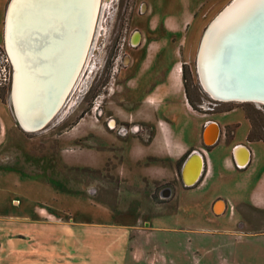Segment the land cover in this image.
I'll return each mask as SVG.
<instances>
[{
    "label": "crops",
    "instance_id": "1",
    "mask_svg": "<svg viewBox=\"0 0 264 264\" xmlns=\"http://www.w3.org/2000/svg\"><path fill=\"white\" fill-rule=\"evenodd\" d=\"M157 3L150 2L154 29L161 21L172 25L173 16L156 12ZM215 3V7L220 5L217 0ZM190 14L185 12L183 20L191 21L193 13ZM166 49L134 51L130 58L135 74L132 97L123 95V86L118 104L110 108L119 122L140 123L151 129L147 142L116 136L118 139L110 147H100L118 153L113 173L120 182L114 200H108V187L96 195L88 188L90 199L84 206L87 218L79 220L74 218L69 205L45 208L11 197L8 208L0 211V264H126L127 259L137 264L149 254L148 246L152 256L160 249L168 250L166 235L172 230L186 233L187 247H197L200 240L189 237L191 232L211 233L213 248L226 252V259L218 264H264V143L247 139L251 125L242 113H202L193 109L183 82L182 63L165 64ZM176 70L181 72L173 79ZM129 104L132 111L126 112ZM212 123L218 128L217 138L206 145L204 135ZM194 153L203 161L202 170L198 180L186 187L181 173ZM198 157L190 159L187 177L194 175L197 162L200 164ZM161 183H173L177 200H157L155 189ZM218 200L225 206L221 214L213 212ZM193 205L203 206L213 219L226 217L228 224L213 230L201 225H163L173 217L172 208L181 210ZM158 233L164 235L158 243L160 248L152 244L154 234ZM208 250L202 248L201 252L209 254Z\"/></svg>",
    "mask_w": 264,
    "mask_h": 264
},
{
    "label": "rangeland",
    "instance_id": "2",
    "mask_svg": "<svg viewBox=\"0 0 264 264\" xmlns=\"http://www.w3.org/2000/svg\"><path fill=\"white\" fill-rule=\"evenodd\" d=\"M153 1H158L154 6L156 12L173 16L172 25L161 21L158 29H154L155 20L150 13V2ZM232 1L217 0L220 5L215 7L216 0H101L94 38L90 41L85 67L79 74L81 76L78 75L76 85L44 129L26 133L16 120L11 104L13 94L11 99L9 97L12 74L4 51L2 22L3 19L5 21L10 0H0V211L8 208V199L16 197L24 204L45 208L69 205L75 219L85 220L84 206L90 199L88 188L95 194L108 187V200H114L120 182L113 173L118 153L100 147H110L117 137H135L142 142H147L151 137V129L147 125L119 122L110 109L118 104L123 86V95L132 97L131 82L135 74L127 57L131 55L133 58V51H137V48H168L165 64L182 63L183 82L193 109L202 113L232 110L242 113L251 125L247 139L264 143V107L251 102L213 100L203 90L198 77V51L205 30ZM263 11L264 8L255 20ZM156 12L153 14L156 15ZM185 12L193 13L194 20H183ZM186 22L190 23L186 25ZM135 38L137 41L133 42ZM137 53L136 58L139 51ZM177 72L174 71L173 79H176ZM126 107V112L132 111L130 104ZM23 109L27 110L28 107L25 105ZM110 119L115 120L114 130L108 127ZM123 129L127 131L125 134L121 132ZM86 143L91 146L87 147ZM107 160L108 164L104 166ZM90 165H98L96 168L99 169L87 167ZM155 190L159 201L177 200L173 183H161ZM73 195L75 197L71 199ZM180 209L172 208L173 217L163 225L171 228L201 225L213 230L228 224L226 217L213 219L203 206H183ZM175 220L178 223L174 224ZM241 224L237 223L236 226L240 227ZM191 233L188 236L196 237V241L200 238L197 247L189 243L187 247L186 233L172 230L166 235L168 250L160 249L161 255L156 253V256H152V248L148 246L149 254L137 264H218L222 258L226 259L224 250L213 248L211 233ZM163 236L154 234L152 244L160 248L158 243ZM202 248L210 249L209 254L202 253ZM126 264L135 263L127 259Z\"/></svg>",
    "mask_w": 264,
    "mask_h": 264
},
{
    "label": "bare ground",
    "instance_id": "3",
    "mask_svg": "<svg viewBox=\"0 0 264 264\" xmlns=\"http://www.w3.org/2000/svg\"><path fill=\"white\" fill-rule=\"evenodd\" d=\"M100 2L10 0L7 40L17 73L11 104L18 124L27 132H38L52 121L47 122L49 117L44 112L49 103L48 94L61 96L52 114L53 119L65 96L76 85L77 77L85 67ZM263 8L264 0H237L220 13L202 37L197 58L198 76L202 88L214 100L251 102L264 107V100L258 98L227 96V93L240 90L237 85L247 86L246 83L258 71L264 72V11L255 20ZM252 65L255 66L252 68ZM48 67L53 89L46 81L50 77V73H46ZM226 73L231 82L220 83L219 76H224L225 80ZM25 105L27 110L23 109ZM41 119L46 120L44 124L32 125ZM217 133L215 127L207 129L210 143L216 140ZM223 209V203L215 205L217 214H221Z\"/></svg>",
    "mask_w": 264,
    "mask_h": 264
},
{
    "label": "water",
    "instance_id": "4",
    "mask_svg": "<svg viewBox=\"0 0 264 264\" xmlns=\"http://www.w3.org/2000/svg\"><path fill=\"white\" fill-rule=\"evenodd\" d=\"M237 0H233L227 7L229 8V7H231L232 5H233V3H235ZM11 2H12V0H11ZM227 7H225L220 13H222L223 11H225L226 9H227ZM220 16V14H218L217 16H216V18L215 19H217L218 17ZM214 19V20H215ZM213 20V21H214ZM213 21L211 22V23H213ZM211 23L209 24V26L211 25ZM255 25V24H254ZM209 26L207 27V29L205 30V33L208 31V29H209ZM204 33V34H205ZM203 37H204V35H203ZM203 39V38H202ZM54 40H50V42H53ZM85 41V40H84ZM89 44H90V41H89ZM46 46H48V45H46ZM88 47H89V45H88ZM80 53H79V55H78V59H80ZM79 63V62H78ZM262 65H263V68H264V60L262 61ZM255 65H252V68L254 67ZM251 68V65H249V69ZM262 68V67H261ZM257 71L259 70V69H256ZM251 72V71H250ZM46 73H50V77L49 78H47V80L46 81H49L48 83H49V85L48 86H51V88H52V86L54 85L53 83H52V77H51V69H49V67H48V70L46 71ZM228 73H226V74H224V75H226V79L224 80V76H222V75H220L219 76V82L220 83H223V82H225L226 80L227 81H229V82H231V79H229V76L227 75ZM222 81V82H221ZM52 83V84H51ZM247 84V86H238L237 85V87H239L240 88V90L238 91V92H236V93H227L228 95L227 96H229V97H238V98H258L260 101L261 100H264V72L262 73V72H260V71H258L257 73H255L254 74V76H252L251 78H250V80L246 83ZM53 89V88H52ZM230 92V91H229ZM47 94H48V90H47ZM48 97H47V100L49 101V103H48V105H46V109L44 110V112H45V116L48 118L47 119V122L48 121H50L51 119H52V114H53V112H54V110L57 108V103H58V99L61 97V96H58V95H56V94H48L47 95ZM66 97H67V95L65 96V98H64V100L63 101H65V99H66ZM229 97H227V98H229ZM60 100V99H59ZM247 100H250V99H247ZM62 101V105H63V102ZM62 105H60L59 106V108L62 106ZM27 107V106H26ZM59 108L56 110V112H58V110H59ZM46 121V120H45ZM45 121H44V119H41V120H38V121H36L34 124H32L34 127H38V126H40V125H42V124H44L45 123ZM211 126L210 127H215V128H217V126L214 124V123H212V124H210ZM217 130H218V128H217ZM204 142H205V144L206 145H211V144H213L214 142H211L210 143V141H209V139L207 138V135H204ZM194 155L195 156H197L198 157V155L196 154V153H194L188 160H187V162H185V165L183 166V170H182V173H181V178H182V183H183V185L184 186H186V187H188V186H192L197 180H198V178H199V176H200V173H201V170H202V162H201V159L198 157V159H199V161H200V164L197 162V167H196V169H194L195 170V173H194V175L193 176H189V177H187V171H188V169H189V165L191 164V161L192 160H190L191 158H193L194 157ZM217 203H223L224 204V202L223 201H221V200H218V201H216L215 203H214V205H213V212L215 213V214H217L216 213V211H215V205L217 204ZM224 209H225V206H224ZM224 209H223V211H224ZM222 211V212H223Z\"/></svg>",
    "mask_w": 264,
    "mask_h": 264
},
{
    "label": "flooded vegetation",
    "instance_id": "5",
    "mask_svg": "<svg viewBox=\"0 0 264 264\" xmlns=\"http://www.w3.org/2000/svg\"><path fill=\"white\" fill-rule=\"evenodd\" d=\"M101 3V2H100ZM6 7V6H5ZM5 7H4V9H5ZM100 8V7H99ZM6 11V10H5ZM8 12H9V7H8V9H7V14H6V18H5V21H4V19H3V22H2V33H3V45H4V51H5V53L7 54V56H8V59H9V62H10V67H11V92H10V95H9V97H10V99L12 98L11 96H12V92L14 91V77L16 76V72H15V68H14V61L12 60V58H11V56H10V53H9V50H8ZM99 12V11H98ZM141 12H142V9H141ZM5 14V13H4ZM137 41V38H135V39H133V42H136ZM139 48H137L136 50H138ZM133 50H134V48H133ZM134 52V51H133ZM128 58V61L130 62V58H131V55L129 56V57H127ZM199 77V76H198ZM204 90V89H203ZM205 91V90H204ZM206 92V91H205ZM207 93V92H206ZM207 95H209L208 93H207ZM69 96V95H68ZM68 96L66 97V99H65V102H66V100H67V98H68ZM209 97L212 99V97L209 95ZM214 100V99H213ZM65 102L63 103V104H65ZM219 102V101H218ZM19 125V124H18ZM20 126V125H19ZM22 129V128H21ZM23 130V129H22ZM24 131V130H23ZM26 131V130H25ZM24 131V132H25ZM26 133H27V131H26ZM29 133V132H28Z\"/></svg>",
    "mask_w": 264,
    "mask_h": 264
},
{
    "label": "built area",
    "instance_id": "6",
    "mask_svg": "<svg viewBox=\"0 0 264 264\" xmlns=\"http://www.w3.org/2000/svg\"><path fill=\"white\" fill-rule=\"evenodd\" d=\"M111 122H112V124H111ZM115 120L114 119H110L109 121H108V127H109V129L110 130H114V128H115ZM123 134H125L127 131H126V129H123L122 131H121ZM231 210H233V208L232 207H230V211Z\"/></svg>",
    "mask_w": 264,
    "mask_h": 264
},
{
    "label": "trees",
    "instance_id": "7",
    "mask_svg": "<svg viewBox=\"0 0 264 264\" xmlns=\"http://www.w3.org/2000/svg\"><path fill=\"white\" fill-rule=\"evenodd\" d=\"M183 77H184V75H183ZM185 86V85H184ZM185 90H186V87H185ZM189 103H190V101H189ZM190 105L192 106V104L190 103ZM193 107V106H192ZM186 158V155L185 156H183L181 159H180V161L178 162V165L180 166V164H182V162L184 161V159Z\"/></svg>",
    "mask_w": 264,
    "mask_h": 264
}]
</instances>
